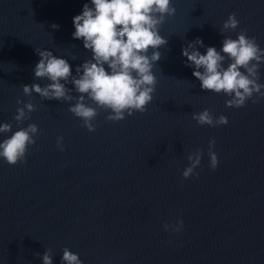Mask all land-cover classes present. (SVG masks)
Listing matches in <instances>:
<instances>
[{"label": "water", "instance_id": "95a60500", "mask_svg": "<svg viewBox=\"0 0 264 264\" xmlns=\"http://www.w3.org/2000/svg\"><path fill=\"white\" fill-rule=\"evenodd\" d=\"M84 3L91 6L90 0H0V124L10 123L12 132L38 127L23 162L0 158V264H42L36 253L47 249L60 264L65 247L83 264H264V97L254 93L243 107H227L231 97L203 91L181 52L198 37L202 54L210 46L219 51L224 38L236 39L241 30L264 49V0H172L176 11L159 28L168 43L158 49L146 111L110 121L111 110L98 108L91 132L68 110L81 95L70 82L71 101L25 96L22 89L50 83L34 78L35 49L67 60L74 76L91 58L72 37ZM232 13L238 27L221 34ZM258 75L264 84V63ZM27 103L35 110L17 125L16 109ZM205 109L228 124L199 125L192 114ZM10 135L0 133V142ZM197 149L200 165L184 179L188 155ZM180 220V231H173ZM165 224L172 227L165 231Z\"/></svg>", "mask_w": 264, "mask_h": 264}, {"label": "clouds", "instance_id": "9594fccd", "mask_svg": "<svg viewBox=\"0 0 264 264\" xmlns=\"http://www.w3.org/2000/svg\"><path fill=\"white\" fill-rule=\"evenodd\" d=\"M90 4L84 3L82 12L73 17L75 31L72 37L83 41L84 49L92 53L91 58L76 67L74 76L67 60L53 55L52 51L35 49L40 59L34 67V78H46L50 83L43 87L39 83L25 84L22 89L25 96L34 92L43 100L71 101V89L65 87L70 82L81 95L68 110L81 118L83 126L91 132L95 130L91 121L97 116L98 108L111 110L107 116L110 121L123 120L126 112L132 115L133 111H146L157 83L152 69L161 59L158 49L168 43L159 34V28L167 16L175 15L176 9L172 0H90ZM238 25L236 14H230L223 23L221 34L234 31ZM51 27L58 29L59 25L52 24ZM197 45L204 47L202 38L189 42L181 52L186 57L185 65L193 69L192 75L200 82L203 91L223 92L231 97L225 101L226 106L235 108L243 107L254 93L264 97L261 91L264 84L258 83V68L264 63V49L260 48L255 37H248L241 30L236 39L224 38L219 51L210 46L205 54L198 50ZM149 49L152 50L150 56ZM226 61H230L227 67L224 66ZM84 94L96 107L85 103ZM21 103L23 101L18 99L17 104ZM34 110L32 103L24 104L16 109L13 119L20 125L30 118L29 114ZM192 119L199 125L210 127L228 124L227 117L221 115L214 119L207 109L193 113ZM10 132L11 135L0 142V158L9 165H15L25 160L28 146L35 144L33 137L38 133V127L29 124L12 132L10 123L0 124V133ZM62 139H57V147L61 151L64 150ZM214 144V140L209 141L208 156L213 170L219 163L212 151ZM201 155L200 149L188 155L190 165L182 172L184 179L194 174L200 165ZM182 226L183 221H177L172 230L178 232ZM170 227L169 224L163 225L165 231ZM36 255L42 259V264H53L50 249L45 250L42 256L40 253ZM60 264H83V261L78 253L65 247Z\"/></svg>", "mask_w": 264, "mask_h": 264}]
</instances>
